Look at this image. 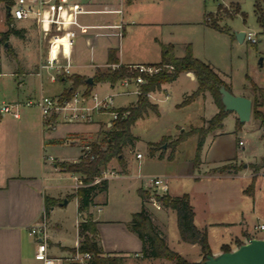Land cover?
<instances>
[{"label":"crops","instance_id":"crops-1","mask_svg":"<svg viewBox=\"0 0 264 264\" xmlns=\"http://www.w3.org/2000/svg\"><path fill=\"white\" fill-rule=\"evenodd\" d=\"M72 1L79 2L85 10H90L81 13L79 16L80 22L87 26L85 28H73L74 45L72 48V73L85 75L87 77H93L100 66L107 64L109 51L113 48L116 49L119 62L124 64L157 63L162 59L163 47L165 45H171L176 56H183L186 52V46L191 43L186 41L183 42L184 53H179L176 48V43L178 41L174 28L177 25L184 23H197L199 25L209 26L204 22L205 15L208 14L207 3L205 0ZM231 4L237 5L242 11L239 2H232ZM217 10H219V7ZM114 24H120L121 27L109 26ZM24 25H26V27H23ZM29 26L36 25L31 22H25L24 24H21V26L16 27L27 29ZM43 51H45V48L42 49V58L46 54V52L44 53ZM153 58L157 59L153 60ZM203 61L209 63L229 84L233 91L232 84L228 78L229 76L226 73L221 72V70L210 61ZM88 68L93 69L89 70L91 72L88 73ZM37 71L38 70L22 74L23 76L21 75L19 78L21 85L26 84L24 81V76H26V74H38ZM183 72L188 75L190 74L192 78L196 79L193 72ZM179 76L174 81L163 83L160 89L151 91L149 95L150 100L157 103L159 107L158 101L161 99L159 94L165 92L168 97L169 86L172 85ZM59 80L63 83V87L49 96L61 95L64 89L71 85V82L68 79H64V77H61ZM111 85L116 86L118 83ZM41 88L43 87L41 86ZM118 93L125 92L122 90ZM240 94L249 96L252 100L258 97L261 102L260 108L264 110L263 95L259 97V93L255 89L251 90V92L241 91ZM183 95L184 97H187L189 91H185ZM198 97L213 101L215 110L214 114L219 110V107L210 92L207 91ZM136 100L134 101L135 103ZM126 106L127 105L120 107ZM35 111L33 108L24 107L21 110L20 117H9L5 114H1L0 117V129L5 130L4 133L0 134V264H43L41 260H38L35 257L39 238L31 234V226L40 222L42 219L43 212L46 210V196H51L58 200L50 209L49 213L46 211L49 223L47 239L49 253L53 256H64L67 255L69 251H74V249L77 248L80 244L78 224L82 220V215L78 211V199L74 197L76 198L78 214L75 224L76 230L74 244L69 245L68 243H65V220L59 215L57 217L55 212L59 206L62 207L72 200L73 197L68 198V195L75 192L76 178H80V175L62 171L57 164L59 161H78L81 159L87 148L90 147L91 141L103 137L102 142L100 143H104L106 132L113 126L111 119L106 118H101L99 120L93 119L90 122H69L57 119L47 121L43 119L39 108H36ZM229 115H232L234 120L237 121V113L230 112L224 120V128L215 131L214 134L210 133L205 139L202 150L208 139H212V142H214L218 137L226 133V119ZM210 118L211 117L202 116L203 124L207 125V121ZM256 120L259 121L261 125L260 133L261 138L264 140V125L261 124L260 120ZM84 125L85 127H83ZM104 125H106L108 129L104 128ZM244 125L245 123L242 128ZM61 129L65 131V135L58 134V131ZM61 139L66 140L63 148L60 147L61 144L59 141ZM161 152L165 154L164 151H156L154 154H160ZM251 153L252 150L245 151L244 156L241 157L239 152L236 151V153L229 156L223 161V163L212 168H217L229 162L235 160L240 161L247 158L243 163L239 162V164H235L237 166L240 164L243 165L237 172L218 173H226L230 175V177L243 176L249 178L251 182L252 177L255 174L253 167L250 166V163L254 162L253 157H249ZM125 159L127 163L125 171H123L121 166H118L117 164H114V161H111L109 166L114 168V170H112L114 173L107 174L109 182L108 189L107 191H102L95 195L94 204L90 208L93 218L97 221L100 246L107 254L111 253L125 256V259L127 260L126 264H143L147 263V261L156 262L161 259L165 261V264H170L169 259L167 260L166 258L144 257L142 252L143 241L130 227L133 214L136 211H139L143 205H145L151 213L149 204L153 203V199H151L150 196L142 198L139 189L153 190V187L149 184V179L153 176L144 178L140 176V173L133 174L129 161L127 158ZM202 163L203 159L198 168L202 166ZM262 171H264V167L257 172L254 193L252 195H247L245 192L246 187L242 185L239 190L236 191L234 197H232L233 194H231V198L229 196V198L225 200L224 203L227 204H225L224 207L226 209L225 211L234 210V215L236 217L244 218V211L239 210L241 206H238V204L239 200L242 201L243 196L247 195L250 197L248 210L256 212L257 202L263 198V188L260 189L258 183V177ZM67 175L73 177L75 180L74 184L69 185L72 187V191H64L61 189L62 186L64 187L67 185H59L51 182V179L53 178H62ZM164 177L167 178L166 176ZM126 183L127 193L129 194L131 192L129 184L132 183V188L137 193V198H133L131 202L129 201L130 203L119 212L116 209L113 210V208H107L112 192L116 187L118 190L121 189ZM169 193L172 195H178L171 192ZM128 197L129 196H127V198ZM64 199H68V202L64 203ZM193 206L195 209L196 221L197 211L194 204ZM161 207L169 209L173 214L172 208L163 205ZM161 207H158V209H162ZM224 222L234 223L235 221H233L232 218L230 221ZM242 222L243 219L240 223L242 224ZM246 234H249L252 237L255 236L249 231H247ZM244 236L246 235L244 234ZM256 236L264 237V234ZM236 237H239V235ZM223 244H230L231 246L236 247L235 244L230 241L222 243L218 249L212 248V252L214 254L221 252Z\"/></svg>","mask_w":264,"mask_h":264},{"label":"rangeland","instance_id":"rangeland-1","mask_svg":"<svg viewBox=\"0 0 264 264\" xmlns=\"http://www.w3.org/2000/svg\"><path fill=\"white\" fill-rule=\"evenodd\" d=\"M205 1L208 13L213 12L208 16L211 19L213 17L221 18V16H224L222 19H219V22L223 27L229 29V31H219L197 23L179 24L174 28L178 41L176 43L177 51L181 54L184 53L183 42H190L196 56L210 61L221 72L229 76L228 78L235 94H240L241 91L251 92V90H254V84L264 88V32L254 11L255 0ZM232 2H239L244 14L238 13L234 16H227L226 10L229 13H234L235 11L230 6ZM221 4L227 5L226 8L228 9L217 10ZM7 5L8 0H0V36L8 28L6 22ZM24 23L20 21L16 25L21 26ZM18 29L22 30L23 36L12 34L8 40L0 41V72L2 71L0 73V107L4 103L14 100L26 101L31 97H39L41 94L52 95L63 87V83L60 80L55 82L50 80L47 70H44L42 75L26 74L24 76L26 84L21 85L19 78L22 74L35 72L39 69V64L43 60L42 49L45 47L36 26ZM241 30H252L257 34L258 41L256 43L247 39L239 41L236 31ZM6 42H8V46ZM43 52L45 53L46 51ZM156 59L153 58V60ZM99 68L107 70L108 66L102 65ZM92 69L88 68L87 72H91L89 70ZM68 80L72 83L70 79ZM197 86L198 82L196 79L192 78L190 74L182 72L179 78L169 86L168 97L165 92L160 93L159 97L161 99L158 101L160 113L157 114L151 111L148 115L135 122L132 131L137 140L134 145H129L125 148V158L129 161L133 174L140 173V176L144 178L155 175L166 176L169 184V189L165 191L166 193L171 192L180 195L187 192L190 194L191 201L197 211L195 223L207 229L211 248L218 249L222 243L230 241L237 246V239H240L242 242L247 240V237L244 236L247 231L255 236L264 234V228L259 227L261 223H264V171L258 177L259 188H263V198L257 202L256 212L248 210L250 197L247 195L249 194L243 196L242 201L239 200L238 206H241L239 210L244 211L243 218L236 217L234 210L225 211L224 207L226 203L224 202L229 196L231 198V194L234 197V194H236V191L242 185L247 187L250 183L249 178L243 176L230 177V175L226 174L227 172L220 174L218 173L220 171H215V168L212 167L223 163L236 151L243 157L244 152L248 150H252L249 157H253V163H261L264 158V140L261 138L260 133L261 125L252 114V118L245 122L244 127L242 128L243 125H241L240 129L236 130V123L239 122V118L236 115L237 121H235L233 116L229 115L226 119V133L218 137L214 142H212V139L206 141L204 149L201 152V161L203 159V163L200 168H198L200 164L197 167L195 166L198 143L196 134L189 136L185 141L181 142L178 145L174 158H169L170 148L168 144L171 139L178 137L183 132L189 131L192 126H203L202 116L212 117L214 115V103L210 99L196 97L192 102L182 105V102L186 98L183 95L184 92L189 91V94H191ZM80 89L85 90V86H80ZM122 90H124V86L121 84L112 86L109 82H99L92 92L97 94L99 99H103L108 94H114L115 105L117 107L134 105L138 94L134 92L118 93ZM24 107L33 108L34 111L38 108L36 105L23 106L22 109ZM93 112L94 120L101 118L112 119V114L109 112L102 113L98 109H94ZM5 115L9 117L13 116L10 113ZM104 128L108 129L106 125H104ZM4 132L5 130L0 129V134ZM214 133L215 131L212 132V134ZM58 134L65 135V131L61 129L58 131ZM102 139L103 137L91 141V144L93 142H102ZM165 140L167 141L163 143ZM238 140H243L244 144L239 145ZM65 141V139L59 141L60 147L63 148ZM151 145L156 151H164V156L160 157L159 153L151 154ZM137 152H141L143 157L137 158ZM246 159L235 160L227 164L235 165L239 164V162L243 163ZM112 161L115 162L114 164L120 166L117 159H113ZM111 167L109 166L108 171L114 170ZM254 173H256L255 170ZM51 182L67 185L62 186L61 189L72 191V187L69 185L74 184L75 180L73 177L67 175L62 178H53ZM129 187L131 190L129 194L127 193V183L119 190L116 187L117 190L115 189L110 195L107 208H113V210L116 209L119 212L133 198H137V193L133 190L132 183L129 184ZM147 191L150 192V190ZM153 192L155 190H151V199L155 197ZM127 196L129 197L127 198ZM161 208L158 209L154 203L149 204V209L153 215L152 218L159 230L165 234L169 245L190 261L201 260V246L181 239L177 225L176 210L173 209L172 214L169 209ZM55 214L57 217L59 215L65 220V243L69 245L74 244L75 224L78 215L76 198L73 197L68 204L62 207L59 206ZM232 218L235 221L234 223L224 222L230 221ZM242 219L243 222L241 224L240 221ZM237 235L239 237H236ZM72 252L69 251L68 254ZM118 258L122 261V264H126L127 260L125 256L118 255ZM160 261H147V263L143 264H165L163 259ZM169 263L175 264V261L169 260Z\"/></svg>","mask_w":264,"mask_h":264},{"label":"trees","instance_id":"trees-1","mask_svg":"<svg viewBox=\"0 0 264 264\" xmlns=\"http://www.w3.org/2000/svg\"><path fill=\"white\" fill-rule=\"evenodd\" d=\"M11 4V0H8V5ZM227 5L219 6V9L226 10ZM234 8L233 12L226 10L227 16H234L238 13L244 14L237 5H230ZM255 12L258 16V21L264 32V0H255ZM211 13L205 15L204 22L220 31H229L226 27H223L218 17H209ZM7 25L8 28L1 33L0 41H6L10 35L16 34L23 36L22 30L16 28L12 24V18L7 13ZM119 62L116 49L109 51V58L107 64ZM156 65H169L172 68H162L158 73L153 75H147V81L141 85L142 93L138 95L136 103L131 106L119 107L116 110H128L129 113L126 117L119 116L118 119L113 121V127L106 132L104 137V143L93 142L90 145V150L87 154H83L78 161H59L58 167L62 171L79 174L82 180V185L78 186L75 192L68 195V198L76 197L78 199V211L82 215V220L78 224V231L80 236L79 249L81 251H89L93 254V257L86 264H122V261L118 258V255L105 253L99 243V232L97 228V221L93 218L90 212L91 206L94 204V197L97 193L107 191L108 178L103 177L100 181L95 182L97 177H102L104 171L108 169L109 164L113 159H117L123 171L126 170L127 163L125 159L124 150L129 145H134L137 137L132 131V127L135 122L148 115L151 111L159 114L158 104L152 102L148 93L160 89L163 83L174 81L181 72L191 71L195 74L198 81V87L195 91L189 94L182 105L192 102L199 95L210 92L219 107V110L207 121V125L192 126L189 131L183 132L178 137L171 139L168 147L170 148L169 158H174L178 145L185 141L189 136L197 134V154L195 159V166L197 167L201 162V152L205 143L206 137L219 129L224 128V120L230 111L224 109V105L221 99L220 87L225 85L229 90L231 87L220 76V74L207 62L199 59L194 55L191 44L186 46V52L183 56H176L171 45L163 47L162 59ZM134 75L131 73L128 65L123 64L120 68L102 70L98 68L93 76V83L87 81V76L80 74H71L64 77V79H70L71 85L64 89L62 94L63 98H70L74 92L85 86V93L90 94L95 85L99 82H109L116 84L120 79ZM254 89L259 93V97L263 95L264 88L254 84ZM261 102L259 98L253 100V115L259 119L261 124L264 125V111L260 108ZM1 117V113H0ZM243 122L239 120L236 123V130H239ZM167 138V137H166ZM169 138V137H168ZM167 140L163 141L165 143ZM153 145V144H152ZM150 146V153L154 154L156 149ZM164 153H160V157H163ZM240 165L224 164L215 168V171L220 172H237L242 168ZM254 168L255 174L252 177L250 184L246 187L245 192L252 195L255 190L257 172L264 167V158L261 163L250 164ZM139 193L142 198L151 196V191L139 189ZM154 196L165 207L172 208L177 212V225L180 233V237L183 241L192 244H199L201 246L202 259L199 261H190L184 257L179 251L173 249L167 242L163 232H161L158 226L155 224L151 213L148 208L143 205L139 211H136L131 220L130 227L135 231L143 241V256L151 258H166L174 260L175 264H205L204 260L210 254H212V248L208 239V232L206 228H200L195 223V209L191 202L190 194L183 193L181 195H172L170 193H156ZM57 199L51 196L45 197V208L47 213L57 203ZM247 238L252 237L249 234H245ZM237 244H241L240 239L236 240ZM230 244H223L222 250H231ZM75 250V249H74Z\"/></svg>","mask_w":264,"mask_h":264},{"label":"built area","instance_id":"built-area-1","mask_svg":"<svg viewBox=\"0 0 264 264\" xmlns=\"http://www.w3.org/2000/svg\"><path fill=\"white\" fill-rule=\"evenodd\" d=\"M8 11L12 18V24L16 27L17 22H31L35 24L41 34L46 54L39 64L38 74L42 75L47 70L50 80L57 81L61 77H66L72 73L73 59L72 48L74 45V27H86L80 22L81 13L90 11L85 10L79 2L72 0H11L8 5ZM118 26L121 25H109ZM23 27H26L24 25ZM257 34L252 30L246 31L245 39L256 43L258 41ZM124 63L116 62L106 64L108 68H120ZM131 73L134 75L126 76L117 83L124 86V92H134L141 94V85L147 79V75L158 73L162 68L172 66L156 65L152 63H130L126 64ZM150 95V92L148 93ZM36 105L41 111L44 120H62L69 122H90L93 120V110L98 109L102 113L109 112L112 114L111 121L118 119L119 116L126 117L128 110L118 111L115 105L114 94H108L103 99H99L97 94H86L84 90L78 88L70 98H63L60 95L49 96L40 95L39 97H31L26 101L14 100L4 103L0 107L1 114L10 113L14 117L21 116L23 106ZM240 145L244 144L243 140L239 141ZM90 147L84 154H87ZM137 158H142L141 152L136 153ZM113 171H104L102 177H97L95 182L101 178L107 177V174H113ZM82 180L76 178V188L82 185ZM149 184L156 193H166L169 189L167 178L164 176H153L149 179ZM164 191H160V190ZM153 203L157 207H161V202L156 197ZM264 228V224L259 225ZM48 228L49 223L46 210L43 212L40 222L31 226V234L38 237L37 250L35 257L41 260L43 264H86L93 254L89 251H81L79 245L71 253L64 256H53L49 253L48 246Z\"/></svg>","mask_w":264,"mask_h":264},{"label":"water","instance_id":"water-1","mask_svg":"<svg viewBox=\"0 0 264 264\" xmlns=\"http://www.w3.org/2000/svg\"><path fill=\"white\" fill-rule=\"evenodd\" d=\"M10 14V11H8ZM246 31H236L239 41L245 40ZM8 46V42H6ZM87 81L93 83V77L89 76ZM221 99L224 109L236 112L241 122L245 123L252 117L253 100L246 95L235 94L225 85L220 87ZM68 199H64L67 203ZM205 264H264V237H249L241 244L231 250H222L217 254H210L204 260Z\"/></svg>","mask_w":264,"mask_h":264}]
</instances>
